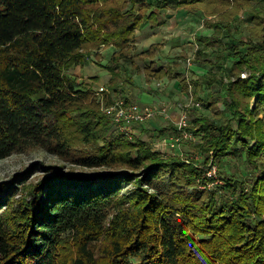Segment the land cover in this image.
<instances>
[{
    "label": "trees",
    "instance_id": "16d2710c",
    "mask_svg": "<svg viewBox=\"0 0 264 264\" xmlns=\"http://www.w3.org/2000/svg\"><path fill=\"white\" fill-rule=\"evenodd\" d=\"M250 1L0 0V161L45 150L61 162L0 181V264H264V0ZM245 3L260 35L237 26ZM171 8L219 15L205 21L214 36L198 43L218 49L220 72L206 82L225 91L204 107L225 109L190 113L196 161L155 150L140 123L116 129L105 111L139 68V32L162 26ZM110 45L111 78L99 93L98 76L89 83L72 71ZM147 63L149 80L181 76L172 61ZM154 131L181 135L172 121ZM213 167L218 178L208 176Z\"/></svg>",
    "mask_w": 264,
    "mask_h": 264
},
{
    "label": "rangeland",
    "instance_id": "374dc122",
    "mask_svg": "<svg viewBox=\"0 0 264 264\" xmlns=\"http://www.w3.org/2000/svg\"><path fill=\"white\" fill-rule=\"evenodd\" d=\"M245 6H246V3H245ZM249 6H251V8H256V6H258V0H251ZM249 6H246V9H243L239 13L240 19H239V21H237V26H239V24H242L243 26H245V27H243V29H241V30H244L243 32H244L245 36H250L252 32L256 35H260L261 30L256 29L255 24L246 23V21L249 20L250 13H251L250 9H248ZM169 31H170V29H169ZM165 32L167 33L168 29ZM186 32L188 33V36H189L190 32L187 29H186ZM141 40H142V37H141V35H139L137 41L134 44V48H136V49H134L132 51V53H134L135 50H139L138 48L140 46H142V44L144 46L146 45L145 43H142L138 47L137 45L139 44V42ZM153 44H154L153 42L147 43V45H149L150 47H152ZM155 44H157V43H155ZM182 48L183 49L181 50L180 48L174 49V48L165 47V45H162V46L157 45V47L155 48L157 51L155 52L154 56H151V58H153V59L155 58L154 60H157L158 64H161V65L163 64L164 66L169 65L171 62L168 61L165 54H167L168 52H170L171 49H173V50H175V52H173V55H172L173 57L170 60L172 61V64H174V66L178 65L180 68L182 65L189 62V59L192 60L191 61L192 65L200 66L201 64L199 62L202 61V59H203V61H205V63L204 62H201V63L203 65H207L206 64L207 61L204 59V56L201 55L200 52H196V46L194 47V44L191 45V43H189V44L187 43L186 47L185 48L182 47ZM114 51H115L114 46L110 45V46H102L101 48H98V49L95 48V49L89 50V52H87L88 55H86V57H85V63H86L87 58L91 59L90 63H93V67L97 71V75L99 77V80H98L99 83L100 82H108L109 76H111L108 69H106L105 65L107 66L110 64ZM163 55L165 56V58L163 57ZM147 59H148V57H145V58L143 57L142 59L138 57L137 61H138V63L141 62V64H143V61H145V62L148 61ZM137 61H136V64H137ZM85 63H84V65H85ZM214 64L215 63L213 61V65ZM84 65H82V66L84 67ZM216 66L217 65H214L213 68H211V67H207V68H211L209 70H211L212 73H215V72L219 73L220 69H218ZM74 70L72 71L73 74H74ZM219 75L223 77V75H221V74H219ZM243 77H245V75H243ZM84 79L87 82H88V80L92 82V80H91L92 78L91 79L90 78H88V79L84 78ZM120 81L124 82V84L128 83V82H125V78L121 79ZM121 82L119 85L120 93H121V95L119 94V96H118L119 100L121 98H123V99L126 98L125 97L126 90H129V91L132 90L131 87L127 86L128 87L127 88L126 86L121 84ZM200 84H201L200 85L201 88H198L194 84L193 85L191 84L192 87H190L188 90H185V93L183 95V101L180 100L181 98H179V96L177 97L176 95H173V94H170L169 96H168V94L167 95L165 94L164 97H162V100L166 103L165 105L167 107L170 104H175L177 106H179V104H181V103L183 104V107H181L182 111L179 108V110L181 111V116L179 118H174V121H173L172 117H166L165 115H163L164 117H166V122L162 123V121L157 120V116H159V114H156L152 120L147 121L145 123H140L143 126H146V128H148L147 129L148 131L142 135V138H144L145 140L150 142L155 150L160 151V152L165 153V154L177 155V156L183 157L184 159L189 160V161L190 160L196 161L199 159V156H197L198 154L196 153L197 149H196V145H195V143L199 140L195 135H193L191 133L194 137L193 139L180 140L179 142H176L175 139L178 137L176 135H171V136H168V137H165L162 139L157 138L155 135L154 129L156 127L161 128V127L167 125L168 121L175 122L178 125V123L180 122L182 115L184 113V109H186L185 106L190 104L191 98H193L195 101L199 102L202 105V108L200 110H202L206 115H209L211 117H215L217 110L223 111L225 109L223 102H219L217 104V107H212L209 110H207V108L204 107V104H206L207 100H209V98L212 95L215 98H216V96L218 97L221 94H222V96H225V91L221 87V84L219 82H209V81L203 82ZM158 87H159V89H157L156 85L154 84L155 90L167 91V88H169V87L172 88V84H171V82L165 81L163 84L158 85ZM106 88H108V87H106V85H105V86H96L95 89L97 90V92L101 93ZM196 93H199V95L202 96V101H198ZM122 100H120V101H122ZM129 101L131 104H139L142 107L148 105V104H142L140 101H136V100L133 101L132 97H131V100H129ZM170 101H172V102H170ZM152 105H154V104H152ZM165 105H163L162 107H166ZM156 107L159 108L161 106L156 105ZM108 110L106 109L105 111L110 113ZM192 110H197V109L194 108V109L188 110V120H187L188 121V127L191 124L190 122H191L192 117L190 116V113L192 112ZM201 112L198 111V114H201ZM113 118H114V116H113ZM161 119H162V117H160V120ZM156 123L158 125H155ZM39 163H44V164L48 165V164H60L61 162H59V159L56 156L48 153L45 150H34V151H28L25 153L14 154L13 156H11L9 158L0 161V181L8 180L17 174L23 173L25 170H27V169L31 168L32 166L39 164ZM78 170L79 171H76L77 173L84 172L85 175H87V176H93V174H94V172L82 171L81 169H78ZM43 175H44V173L41 172L40 170H38L35 173H33L30 181L36 182V181L40 180L43 177ZM216 177H217V175H216ZM219 183H220V181L217 180L216 183H211L209 185V187L212 188Z\"/></svg>",
    "mask_w": 264,
    "mask_h": 264
},
{
    "label": "crops",
    "instance_id": "0c3cea01",
    "mask_svg": "<svg viewBox=\"0 0 264 264\" xmlns=\"http://www.w3.org/2000/svg\"><path fill=\"white\" fill-rule=\"evenodd\" d=\"M188 8H180V9H169L167 12V15H160L159 21L160 22H165L162 26L152 28L150 24H146V26L139 32V35H141L142 40L139 42L137 45L139 47L140 44L145 43L146 45L140 46L138 49L134 51L135 55V61H137V58H145L148 57V61H143V64L138 63L137 61V67L132 68L131 70V77H132V82L127 85L124 82H121L124 86L131 87L132 90H126L125 92V97L123 100H131V97L136 101H140L142 104H148L151 106H163L166 103L162 100V97L164 95L170 94L176 95L177 97L181 98L180 100L183 101V95L185 93V90L183 88V84L180 81V78H186L188 83L191 81L199 80L200 82H206L207 79L211 77V74H216L212 73L211 68H213V61L214 63H217L216 60L213 59L215 51L218 49H208L205 50L203 47H201L198 43V38L199 37H204V38H212L215 34V29L208 27L205 25V21H212L216 22L219 19V15H208L207 12L204 10L200 11L196 15L190 14ZM180 28V29H179ZM168 29V32L166 33L165 31ZM170 29V31H169ZM186 29L190 32L189 36L188 33L186 32ZM188 41V42H187ZM153 42V46H162L165 45V47L169 48H180L181 50L183 49L182 47H186V44L191 43L194 44V47L196 46V52H200L201 55L204 56V59L207 61V65H203L201 62H204L203 59L199 63L201 64L200 66H195L192 65L191 59H189V62L185 63L182 65L176 73H181L180 78H174L170 79L169 77H164L163 79L157 80L156 78L152 77L153 79L149 80L148 78V73H147V68L148 65H146L147 62H153L152 69L153 70H159V69H167L169 65L164 66L163 64H158L157 60H154L151 58V56H146L148 52H150L151 47L147 45V43ZM157 43V44H155ZM151 45V44H150ZM136 49V48H135ZM173 52L175 50L171 49L170 52L165 54L166 58L168 59L169 62H171V58L173 57ZM163 55V57L165 58ZM213 60V61H212ZM91 59L87 58L86 63L84 67L78 66L74 70V75L81 77V78H93L98 76L97 71L93 67V63H90ZM149 64V63H147ZM106 66V65H105ZM211 67V68H207ZM229 67V64H226V68ZM209 71V72H208ZM111 76H109L108 82H97L95 84L96 86H107L109 81H110ZM144 78V79H143ZM165 81L171 82L172 88L169 87L167 88V91L165 90H155L154 84L156 85V88L159 89L158 85L163 84ZM89 83L91 81L88 80ZM151 83V84H150ZM158 84V85H157ZM127 87V88H128ZM183 88V89H182ZM172 102V101H170ZM181 103V102H180ZM154 104V105H152ZM147 105V106H148ZM166 106V105H165ZM167 107V106H166ZM183 104H179V106L175 104H170L167 107V111L169 114V117L173 118H179L181 116V111ZM181 109V111L179 110ZM160 117L162 119L160 120ZM158 121L166 122V117H164L162 114H159L157 116ZM175 123V122H174ZM176 124V123H175ZM155 125H158L157 123ZM177 126V124H176Z\"/></svg>",
    "mask_w": 264,
    "mask_h": 264
},
{
    "label": "built area",
    "instance_id": "2783aa9c",
    "mask_svg": "<svg viewBox=\"0 0 264 264\" xmlns=\"http://www.w3.org/2000/svg\"><path fill=\"white\" fill-rule=\"evenodd\" d=\"M184 113L180 122L178 123L177 127L181 131L180 137L176 138L175 141L179 142L180 140H189L193 139V135L186 131L185 129L188 127V110L189 109H201L202 105L195 101L193 98L190 99V104L185 106ZM114 116V123L115 128L124 130L127 126H130L134 123H145L147 121L152 120L156 114H162L166 117H169L168 111L166 107H159L156 106H140L139 104H131L127 105L125 100H122L117 103L116 106L110 108L108 110ZM216 167L208 173L209 177L216 175Z\"/></svg>",
    "mask_w": 264,
    "mask_h": 264
}]
</instances>
